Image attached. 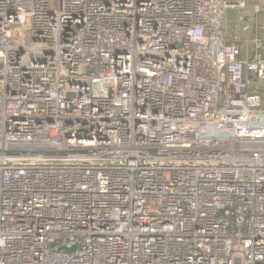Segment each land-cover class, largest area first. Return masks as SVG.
<instances>
[{
  "label": "built area",
  "instance_id": "2783aa9c",
  "mask_svg": "<svg viewBox=\"0 0 264 264\" xmlns=\"http://www.w3.org/2000/svg\"><path fill=\"white\" fill-rule=\"evenodd\" d=\"M246 7L0 0V264H264Z\"/></svg>",
  "mask_w": 264,
  "mask_h": 264
},
{
  "label": "crops",
  "instance_id": "0c3cea01",
  "mask_svg": "<svg viewBox=\"0 0 264 264\" xmlns=\"http://www.w3.org/2000/svg\"><path fill=\"white\" fill-rule=\"evenodd\" d=\"M256 0H246L245 9L231 10L227 14V29L230 35H234L243 40L254 37L264 38V11H254L253 5ZM241 56L250 55L253 45L249 42L243 44Z\"/></svg>",
  "mask_w": 264,
  "mask_h": 264
},
{
  "label": "water",
  "instance_id": "95a60500",
  "mask_svg": "<svg viewBox=\"0 0 264 264\" xmlns=\"http://www.w3.org/2000/svg\"><path fill=\"white\" fill-rule=\"evenodd\" d=\"M61 249H64V250H68V251H72L74 249V246L70 247V248H67L65 246H61L60 247Z\"/></svg>",
  "mask_w": 264,
  "mask_h": 264
}]
</instances>
